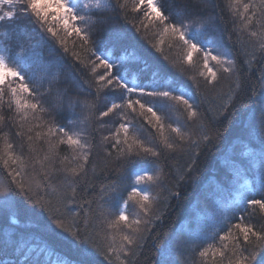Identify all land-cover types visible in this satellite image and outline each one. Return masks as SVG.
<instances>
[{
    "label": "snow or ice",
    "instance_id": "1",
    "mask_svg": "<svg viewBox=\"0 0 264 264\" xmlns=\"http://www.w3.org/2000/svg\"><path fill=\"white\" fill-rule=\"evenodd\" d=\"M142 5H146V10ZM125 6L119 3V0H116V3L112 0H0V26L6 25L9 30L13 27L19 28L20 19H26L27 24L22 26L24 33L29 34L30 39L36 40L38 47L47 48L50 56L54 58L45 67L44 75L37 80L35 76L26 74L29 65L25 62V54L26 51L34 53V49L29 47L26 50L23 45H19L21 51L14 56L3 54L9 49L0 53V108L7 104L14 112L15 122L21 129L15 135L26 137L30 153H14L8 134H4L0 162L11 180L0 183V209L18 208L20 202L15 197L23 196L24 202L32 206L26 211L38 215L34 211L38 208L40 212L47 214V221L38 216L39 226L71 252L70 258L60 254L55 261L50 260L49 264H100L98 257H103L108 264H112L114 253L119 264H125L120 254L125 257L134 255L135 247H142V242L146 239L145 229L141 226L151 224L148 218L152 215L154 203L159 199L151 194L150 188L160 182L164 174L160 164L164 152L174 153L181 148L190 152L202 145L207 147L222 140L224 133L234 124L238 127L237 135L242 137L246 132V124H249L244 118L238 122L232 119L234 113L231 110L240 95L242 84L236 62L229 52L224 50V45L214 40L206 42L202 38L210 28V21L206 22L200 18L198 26L197 22L192 20L177 22L167 12L162 0H133L131 9L132 12H143L141 24L144 28L151 24L161 29L160 39L151 44V47L164 61H167L168 57L164 56L161 45L167 36L183 45L186 50L183 61L189 68L193 67V54L203 52V65L198 71V76L203 78V87L209 92L218 88L220 72L225 74V78L235 76V87L230 88L222 97L225 102L217 108L202 110L201 105L208 102L203 92L199 93L198 100L192 87L183 80L172 77L168 66L161 64L159 57L152 56L138 45L126 44L128 37L121 31L109 32L107 46L113 50L123 47L125 52L127 47H132L135 51L116 60L98 55L97 52L101 51L104 45L98 46L93 40L92 27L111 19L104 15L105 13L115 12L117 7L123 10ZM226 7L232 17L234 29L238 33L246 32L258 41V46L253 47L264 54V0H227ZM193 27L195 31H192ZM136 30L140 31V25L136 26ZM45 33L51 38V43ZM70 40L74 46L78 42L79 48L87 53L82 56L80 52L72 51L71 55L81 68L90 69L89 75L92 79L85 78L84 82H81L74 73L66 79L72 82L78 92L87 93L89 96L95 93L91 101H81L73 96L67 87H59L62 70L66 66L65 57L70 52ZM240 42L243 43L242 40ZM251 55L252 60L245 61L248 65L255 60V52ZM91 57H95V60H91ZM132 61L139 65L138 84L129 83L120 74L121 70H126L125 62ZM214 65H218L219 69ZM51 67L60 71L50 73ZM100 67L105 69L103 74L97 72ZM171 67L175 68V65L172 64ZM180 72L182 76H187L198 90L201 88L196 75H189L185 69ZM108 92L115 95L109 99ZM102 94L105 95V104L97 117V102ZM45 97H51V102ZM144 97L154 98L161 103H146ZM167 101L183 106L180 116L186 114L187 121L195 124V131H192L187 123L181 124L171 120L165 123V117L158 115V112L177 110L174 105L166 103ZM137 106L141 112L151 114L155 123H148L154 131L158 130V142L155 138L143 139L140 135L141 129L128 119L127 110L134 113ZM77 107L102 121V127L107 123L105 118L110 114L118 115L120 120L111 136L103 137L105 143L111 142V148L106 150L107 159L104 166L106 168L113 165L119 175L111 183L101 184L97 193L98 200H85L79 205L81 211H77L73 206L76 204L79 185L88 176L87 166L94 146L86 139V128L77 125H83L87 117L85 120L69 119L67 125L57 123L54 118L65 109L74 114ZM246 107L253 117L256 111L260 112L261 136H264V74H261L258 85L252 86ZM212 111L216 113L214 117L209 115ZM46 116H52V119H46ZM222 117L228 121L223 128ZM3 121L4 116L0 115V123ZM25 127L26 131H22ZM169 133L174 134L175 139ZM34 141H43L47 146L43 155L35 148ZM61 145L71 151V157L60 155ZM195 155L198 157L200 152L197 151ZM260 157L259 189L264 191V140H261ZM196 162L193 160L182 170L180 181L195 183L199 180L198 175L192 174ZM95 170L96 166L93 165L92 171ZM55 176H62L59 184L53 183L52 178ZM128 177L131 178L130 184L126 183ZM172 195L178 197L179 193L173 192ZM239 195L240 203L246 205L244 213L258 209L259 213L264 215V197L251 198L243 192ZM93 203L97 205L95 210ZM84 204L88 206L87 211H83ZM131 205L138 211H130ZM155 218L159 219V216ZM235 219L237 222L233 223V217L228 215L226 207L223 223L229 224L230 227L226 231L219 227L209 234L206 246L198 252L202 264H209V256L212 258V264H217L216 257L221 258L218 264H224L225 259L227 264H264V231H257L251 223H245L244 214ZM147 231H151V228ZM222 231L224 234H221ZM160 264H169L166 254Z\"/></svg>",
    "mask_w": 264,
    "mask_h": 264
},
{
    "label": "trees",
    "instance_id": "2",
    "mask_svg": "<svg viewBox=\"0 0 264 264\" xmlns=\"http://www.w3.org/2000/svg\"><path fill=\"white\" fill-rule=\"evenodd\" d=\"M116 3V0H112ZM119 3L125 4V8L121 10L117 7L115 12H108L104 15L111 17L105 23L95 24L91 31L93 40L97 45H104L98 55L107 56L116 60L120 56L133 53L135 51L132 47H127V52L124 48H117L113 50L107 46V37L110 31L118 30L125 33L128 37L126 44L138 45L141 49L147 50L152 56L160 58V63L168 66V71L172 77L183 80L192 87L193 93L197 94L203 92L207 96V103L201 105L202 110L207 111L209 107L217 108L225 101L222 99L229 89L235 87V76H228L220 72L221 80L218 88L215 91L209 92L203 87V78L198 76V71L202 68L203 53L193 54V67L184 63L183 57L186 50L183 45L173 39L171 36L164 37V42L161 45L164 56L168 57L164 61L159 53H156L151 47V44L156 43L160 39L159 26L148 25L144 28L141 24L143 12H132L133 0H119ZM167 12L171 14L173 20L188 22L189 20L196 21L199 25V19L203 18L206 22L210 21V28L202 38L207 42L209 40L219 41L224 45V50L234 58L236 67L242 84V90L239 97L234 102V108L231 110L234 113L232 119L238 122L244 118L249 124H246V132L241 137L237 135L238 127L236 124L231 129L224 133L222 140L209 144L207 147L203 145L199 149L193 148L190 152L177 149L174 153L164 152L160 158L161 167L164 169V174L161 181L151 186V194L158 196L159 199L154 203L152 215L148 218L151 220L150 225H142L145 229L144 235L146 239L142 242V247H135V254L127 257L120 254L121 259L125 264H160L163 255L169 264H202L201 258L198 256L199 250L206 246L209 234L219 227H223L224 231L230 227L229 224L223 223V216L225 208L228 209V215L233 217L232 222L235 223L236 217L244 214L245 223H251L255 230L264 231V215H261L258 209L253 212L244 213L246 205L240 203V193L243 192L246 196L251 198L264 197V191L259 189V169L261 167V136L260 127V112L256 111L253 117L249 114V109L246 107L248 103V95L251 94L253 85H258L261 74H264V54L257 51L253 45L258 46V41L250 37L246 32L238 33L234 29L233 20L226 7L227 0H162ZM146 10V5L141 6ZM147 23V21H144ZM21 27H13L11 30L7 26H0V53L4 49H9L7 56H14L21 51L19 45H23L27 50L29 47L33 51H26L25 62L29 65L27 70L28 76H35L37 80L44 75V69L48 62L53 57L50 56L47 48H40L36 45V40L29 38V34L23 31V25L27 24V20L20 19ZM140 25V31L137 32L136 26ZM38 27V26H37ZM192 31H195L193 27ZM7 32V35H5ZM45 37L51 43V38ZM243 41L241 43L240 41ZM69 54L65 57L66 66L63 68V75H61L60 88L67 87L69 92L78 97L81 101L93 99L95 93L89 96L87 93L78 92L75 86L66 77L73 73L76 77L84 82L85 78L91 80L89 75L90 69H83L79 64H76L71 53L72 51L80 52L82 56L87 53L79 48V44L74 46L69 41ZM255 52V60L248 65L246 60H252L251 53ZM42 54V59H41ZM63 56V52L60 51ZM95 60V57H91ZM12 63L11 59L8 60ZM98 64L99 61H96ZM126 63V70H121V75L129 83H140L137 75L139 65L135 61ZM174 64L175 68L171 65ZM75 65V67H73ZM119 67V64H117ZM219 69L218 65H214ZM185 69L189 75H196L200 81L201 88L198 90L187 76H182L180 70ZM60 70L51 67L50 73H57ZM105 69L100 67L97 72L103 74ZM115 72V68L113 70ZM94 83V81H93ZM47 86V85H45ZM87 87V85H85ZM55 91V89H54ZM107 91V90H106ZM259 91V88H257ZM114 93L108 92L107 97L110 99ZM51 102V97H45ZM7 100V96L5 97ZM146 103L156 105L161 101L151 97H144ZM166 103L174 105L176 111L158 112V115L165 117V123L169 120L179 122L181 124L187 123L192 131H195V124L188 122L186 114L183 117L180 113L183 112L182 105H175L172 101ZM98 110L96 116L99 115V110L104 108L105 95H101L97 102ZM127 117L131 119L133 124L141 129L140 135L145 140H155L158 142V130L154 131L148 121H152L151 114L148 112H141L137 106L133 113L127 110ZM0 115L4 116V121L0 123V148L4 145V134H8V140L13 144L12 151L16 154L23 153L30 155L28 150V142L25 136L17 137L15 133L21 129L15 122V115L12 110L5 104L0 108ZM210 116H215V111L209 113ZM87 119L85 120V118ZM46 119L51 120L52 116H46ZM55 121L62 125H67L69 119L85 120L83 125L77 127H84L87 130L86 139L92 144V154L90 162L87 166L88 176L81 181L79 191L76 197V204L73 206L77 211H81L79 205L83 204L85 200H98L97 193H99L101 184H109L117 179L119 173L113 165H108L105 168L104 162L107 159L106 150L111 148V142L105 143L104 136H111L115 128L120 122L118 115H111L105 118L107 123H103L99 119L89 115L86 111L77 107L75 113H70L65 109L63 112L55 115ZM221 127H225L227 120L221 118ZM155 123V121H152ZM27 127V126H26ZM23 129L22 131H26ZM69 127H72L69 125ZM35 132V130H34ZM34 132L32 135L34 136ZM173 139L174 134L169 133ZM195 138V136L193 137ZM34 146L37 151L43 155L46 151V145L43 141H34ZM185 148L187 145L184 146ZM60 155H68L71 157L72 153L66 146H60ZM199 151L200 155L197 157L195 153ZM115 153H113V156ZM196 160L193 166V175H198L199 180L195 183L180 181L179 176L182 170ZM93 165L96 166L95 172L92 171ZM59 166V164L57 165ZM62 176H55L52 178L53 183L59 184ZM11 177L3 168L0 162V183L10 181ZM126 183H131V178L128 177ZM173 192H178L179 196H173ZM125 197L127 193H124ZM20 202L18 208L0 209V264H49V261H55L57 255H64L66 258L71 257L69 249L60 244L54 237L42 229L37 220L38 216L43 217L47 221V214L40 212V209H35L33 215L26 211L32 206L25 203L23 196L15 197ZM87 204H84L83 211H87ZM97 205L93 203L95 210ZM130 211H138L134 205L130 206ZM142 215V214H141ZM159 219H156V216ZM151 231H147L148 228ZM221 234H224L222 231ZM217 237V242H218ZM116 254H113L112 264H119L115 259ZM228 253H225V257ZM220 257H216L217 264ZM100 264H108L103 257H98ZM209 264H212V258L209 256ZM227 264V260H224Z\"/></svg>",
    "mask_w": 264,
    "mask_h": 264
},
{
    "label": "rangeland",
    "instance_id": "3",
    "mask_svg": "<svg viewBox=\"0 0 264 264\" xmlns=\"http://www.w3.org/2000/svg\"><path fill=\"white\" fill-rule=\"evenodd\" d=\"M203 53V52H202ZM203 65V64H202Z\"/></svg>",
    "mask_w": 264,
    "mask_h": 264
}]
</instances>
